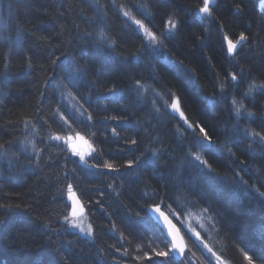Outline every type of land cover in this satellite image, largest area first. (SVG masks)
<instances>
[{
	"label": "trees",
	"instance_id": "trees-1",
	"mask_svg": "<svg viewBox=\"0 0 264 264\" xmlns=\"http://www.w3.org/2000/svg\"><path fill=\"white\" fill-rule=\"evenodd\" d=\"M259 2L213 0L209 17L198 13L203 0H0V204L13 205L0 208V264H165L156 253L170 246L146 214L150 206H160L179 229L171 214L201 215L207 232L199 240L180 229L200 264L214 256L261 264L264 143L251 142L247 132L264 135V91L240 97L244 87L264 84ZM169 20L177 27L166 36ZM100 28L119 45L108 61L85 35ZM241 33L248 39L228 55L225 37L237 41ZM69 59L73 72L76 65L87 69L75 89L61 63ZM136 80L150 85L142 96ZM172 93L192 128L173 119ZM111 96L118 99L97 100ZM233 97L255 118L242 114L238 121ZM196 125L222 151H200ZM77 136L87 142L83 162L64 145L63 138ZM154 151L161 158L149 164ZM197 154L211 164L207 176L192 162ZM69 185L92 228L89 239L63 227Z\"/></svg>",
	"mask_w": 264,
	"mask_h": 264
},
{
	"label": "snow or ice",
	"instance_id": "snow-or-ice-1",
	"mask_svg": "<svg viewBox=\"0 0 264 264\" xmlns=\"http://www.w3.org/2000/svg\"><path fill=\"white\" fill-rule=\"evenodd\" d=\"M261 5H262V7H264V0H261ZM236 11L237 12L240 11L239 6H237ZM199 12L203 13V14L209 16V17L212 15V11L210 10V0H203V6L200 7ZM125 15H127V13H125ZM136 23L139 24L141 28H144V25L140 24L139 21H136ZM169 25H170L169 30H168L167 33H165L166 36L173 35L172 29H175L177 27V25L171 20H169ZM144 30L147 33V35L152 38L153 41L157 40V37H156V35L153 32L148 31L147 29H144ZM85 35L88 36L89 38L93 39V47L97 51L104 53V58H105L106 61L112 59V53L116 51V49L119 47V45L117 44L116 40L111 39L106 34V32H105V30L103 28H100L95 33V35H93V33H85ZM17 38L18 39L20 38V34L19 33H17ZM225 39H227V37H225ZM247 39H248V37L245 36L243 33H241L240 37H239V40L236 41L235 43H233L231 40H229V43H228V53H229V55L233 54L234 50L237 47V44H240L241 41H246ZM153 50L155 51L156 49H153ZM137 62H139V56L137 57ZM61 63L66 64L65 71L67 73H69V75L67 76V80H68L69 84L75 89L76 86L81 81L84 80V73H85V71H87V69H80L79 66L76 65V70L73 72L72 69H73V66L75 65V61L74 60H70L69 59V60L62 61ZM170 63L175 64L176 62L175 61H170ZM31 66H32L31 63H29L28 67L31 68ZM231 80L232 81H237V75L236 74H232L231 75ZM62 87H63L62 85H58L57 86V90L58 91L62 90ZM149 87H150V85H144V84L141 83L140 80H136L135 90L138 92L139 95L142 96V93L140 92L141 89H143L146 92ZM225 87L226 86L224 84H221V86H220L219 98L221 100L226 98ZM232 87L234 89L237 88L238 87V83L237 84H233ZM254 89H256L257 91H264V84H260V85L252 84V85H250L249 89H248V92H246L244 95L245 96L250 95ZM42 95H44V94L42 93ZM156 95L159 96L161 94L160 93H156ZM100 99L116 100V99H118V97H116V96L97 97V100H100ZM168 99H171V101H172L171 104H170V107L172 108L173 113H179V116L184 121V124H187L189 128H192L193 125L189 123L187 117L185 116L184 111L181 109L180 101L176 97L175 93H172L171 96ZM212 102L213 101H211V100L209 101V103H212ZM156 103H157V101L153 100V105L154 106L156 105ZM232 105H233V108H234V111H235V116H236L237 120L239 121V119L241 118V115H242L241 110L244 108V104H243V102H237L235 97H233ZM159 110L160 109L157 107L156 111L159 112ZM247 116L249 118H251V119L255 118L254 117V113H252V112H247ZM174 118H175V116H173V119ZM88 119L90 120L91 117H89ZM45 122L47 123V121H45ZM26 123H28V122L26 121ZM177 123H178V127L179 128H183V125H180L179 121H177ZM195 127H199L200 132L203 134V141H198V147H199L200 151H204V150H215L217 152L222 151L223 147H225V146L217 147L214 144V142H213L212 136L208 133V131L204 127H202L200 125H196ZM186 130L187 129H185V131ZM252 135L256 136V135H259V133H252ZM78 138L81 139V140L83 139V137H78ZM52 139L59 140L60 137L54 135V136H52ZM260 139L264 140V135L260 136ZM204 141H206L207 143H204ZM132 143L135 144L136 141H133ZM0 147H2V146H0ZM4 155H5L4 152H0V158H2ZM229 155L230 156L234 155L233 153H231V149L230 148H229ZM160 158L161 157L159 155V152L154 151L152 153V157L147 161V163L156 164V163L159 162ZM80 159H81L82 162L84 161V155L82 153L80 154ZM192 162L193 163L198 162L197 166L203 165V168H200V174L202 176H207V174L203 170L204 168H207L208 172H212L213 171L209 161L204 159L199 154H197V155L192 157ZM105 166L107 168H109L110 170L117 171V169H113L112 168L111 164H106ZM128 166L132 167V162L131 161L128 162ZM207 179L209 181H215L216 178L215 177H207ZM68 190H69L70 193L72 192V186L71 185H69ZM203 194L206 195V193H203ZM260 196L264 197V193H260ZM4 207H7L9 210H11L13 205L11 203H9L8 205L0 204V208H4ZM15 207L19 208V204H16ZM152 211L153 212H160V215L164 216V213L162 211H160V206H154L152 208ZM73 214H75V212ZM65 219H67V217ZM165 220H167V217H165ZM72 226L73 227H79V225H77V224H73ZM80 231L84 232V229L80 228ZM160 232H161V235H163V230L162 229L160 230ZM87 235L88 236H92L93 235L91 226H89V228L87 230ZM169 235H172V234L169 233ZM197 239H199V235H197ZM204 247L208 248V245L205 244ZM177 251H179L180 255L184 257L185 261H187V257L184 255L183 247H180L177 244L176 237L174 235H172V246H171V248L168 251L157 252L156 255L160 256V257L167 258L165 264H175V261H174L173 258H174V256H175ZM208 251L211 252L212 249L208 248ZM213 255H215L214 252H213ZM217 259H219V258L217 257ZM245 259L248 260L249 264H252L251 258H249L248 256H245ZM258 259L261 260V264H264V255L258 257ZM209 264H211L210 261H209Z\"/></svg>",
	"mask_w": 264,
	"mask_h": 264
},
{
	"label": "rangeland",
	"instance_id": "rangeland-1",
	"mask_svg": "<svg viewBox=\"0 0 264 264\" xmlns=\"http://www.w3.org/2000/svg\"><path fill=\"white\" fill-rule=\"evenodd\" d=\"M132 23L139 30V32L144 35V37L147 40H149L150 42H153L152 38L147 35L144 28H141L140 25L134 21H132ZM243 109H245V110H241V113L247 116V112H249L250 110L246 109V108H243ZM263 116H264V114H263ZM247 118H248V116H247ZM252 133H254V132H252L251 130H248V132H247V136L249 137L251 142L261 140L258 137V135L253 136ZM78 137L79 136L71 137V138H63V139H64V145L72 143L66 149L67 150L70 149L69 150L70 154L72 153L74 155L73 157L75 159H78L79 161H81L80 154L82 153L85 156L87 153L88 147H86L87 142L84 141V139H82V140L79 139ZM260 142L264 143V140H261ZM81 147L82 148L84 147V148L82 149ZM72 154H71V157H72ZM66 200H67V194H66ZM70 209H71V206L69 205V211L66 215L67 219H65L66 218L65 217L63 220V227L65 229H68V230L82 236V237L89 239L91 237V236L87 235V230L89 228V225L87 223L83 208L81 207V210L75 212V214H73L74 212H71ZM171 217L179 224V227L182 230V232L186 233L190 239H195L197 241V235H199V237H202L204 235V233L207 232L206 226H204V222L202 223V219L200 218L201 215H198V216L197 215H189V216L185 217V219H184V218H180V217H177V216L171 214ZM73 224H77V225H79V227H73L72 226ZM80 228H83L84 232H81ZM186 250H187V248L185 247V250H184L185 254L184 255H187L186 256L187 261L190 264H200L199 262H197L195 260L196 256L194 255V257H193L190 254V252L189 251L187 252ZM211 263L212 264H229L228 262L219 261V259H217V258L212 259ZM246 264H249V262L246 261Z\"/></svg>",
	"mask_w": 264,
	"mask_h": 264
},
{
	"label": "water",
	"instance_id": "water-1",
	"mask_svg": "<svg viewBox=\"0 0 264 264\" xmlns=\"http://www.w3.org/2000/svg\"><path fill=\"white\" fill-rule=\"evenodd\" d=\"M212 4V0H210V5ZM199 14H202V15H205L203 13H200ZM243 42V41H241ZM240 42V43H241ZM225 43H226V46H227V50H228V43H229V40H225ZM239 44H237V47H238ZM236 47V48H237ZM235 51V50H234ZM170 111L173 113V110L172 108L170 107ZM173 115L177 116V117H180L179 116V113H173ZM71 197V198H70ZM68 201L69 203L71 204V210L72 212H76L80 209V204H79V201L76 197V195L74 194V192H69L68 194ZM152 207H149L146 209V213L149 215V217L151 218V220L160 228L163 230V234L165 235L169 245H170V248L172 246V235H174L176 237V242L177 244L180 246V247H183V249L185 248V243H184V239L182 237V234L180 232V230L178 229V227L176 226V224L172 221V219H170L168 217V215L166 213H164L161 209L160 211H162L164 213V216H161L160 215V212H153L152 211ZM165 217H167V220H165ZM169 233H171L172 235H169ZM175 258H181V255L179 253V251L176 252Z\"/></svg>",
	"mask_w": 264,
	"mask_h": 264
},
{
	"label": "bare ground",
	"instance_id": "bare-ground-1",
	"mask_svg": "<svg viewBox=\"0 0 264 264\" xmlns=\"http://www.w3.org/2000/svg\"><path fill=\"white\" fill-rule=\"evenodd\" d=\"M258 8H264V7H262V5H261V0H260V2H259V6H258ZM246 41H243L242 42V44L243 43H245ZM226 52H227V54L229 55V53H228V50L226 49ZM235 81H233V83H234ZM235 84V83H234ZM242 93H240V97L242 96V98H243V102H245V101H248L249 100V98H250V95H248V96H245L244 94L246 93V92H248V89L246 88V87H244L243 89H242ZM232 102V101H231Z\"/></svg>",
	"mask_w": 264,
	"mask_h": 264
}]
</instances>
